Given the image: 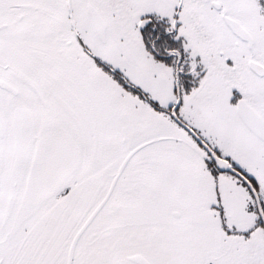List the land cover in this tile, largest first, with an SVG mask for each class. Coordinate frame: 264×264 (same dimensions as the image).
Returning <instances> with one entry per match:
<instances>
[{
	"label": "snow or ice",
	"instance_id": "6c2138e0",
	"mask_svg": "<svg viewBox=\"0 0 264 264\" xmlns=\"http://www.w3.org/2000/svg\"><path fill=\"white\" fill-rule=\"evenodd\" d=\"M0 264H264V0H0Z\"/></svg>",
	"mask_w": 264,
	"mask_h": 264
}]
</instances>
